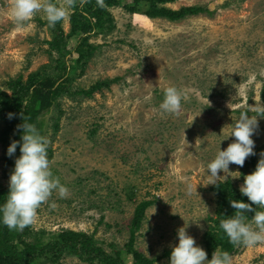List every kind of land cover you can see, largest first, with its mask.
I'll use <instances>...</instances> for the list:
<instances>
[{
	"label": "rangeland",
	"instance_id": "obj_1",
	"mask_svg": "<svg viewBox=\"0 0 264 264\" xmlns=\"http://www.w3.org/2000/svg\"><path fill=\"white\" fill-rule=\"evenodd\" d=\"M55 1L68 37L84 0ZM116 1L107 7L114 27L90 38L97 49L82 74L76 66L71 91L112 82L90 97L60 99L45 118L51 159L42 162L45 153L14 196L19 191L31 207L29 230L43 232V241L61 230L84 232L106 252L110 244L124 250L135 206L152 201L134 249L153 264H209L203 236L217 209L210 187L230 180L244 191L251 168L243 163L264 156V0L158 5L207 11L179 22L149 18L144 3L126 11ZM50 16L47 0H0L1 90L19 75L51 73ZM74 44L69 38L68 47ZM3 130L0 119L6 186L13 174L3 164ZM260 207L262 214L240 225L245 238L229 264H264V197ZM55 264L85 263L63 254Z\"/></svg>",
	"mask_w": 264,
	"mask_h": 264
},
{
	"label": "trees",
	"instance_id": "obj_2",
	"mask_svg": "<svg viewBox=\"0 0 264 264\" xmlns=\"http://www.w3.org/2000/svg\"><path fill=\"white\" fill-rule=\"evenodd\" d=\"M123 1L126 11L136 10L138 5L144 3L147 6L144 12L149 18L169 22H179L186 17L207 12L206 9L196 6L178 10L158 6L173 0ZM47 4L51 14L47 21L51 25V40L45 44L49 53L57 57L54 68H51V73L47 70L42 75L32 73L26 80L19 75L6 82L5 90L0 89V119L4 124V141L7 142L3 164L13 174L9 184L0 185V264H55L63 254L75 257L85 264H153V259L143 257L134 249L145 209L153 204L152 201H141L135 206L124 250L113 249L110 244L111 252H106L97 244L93 234L84 232L61 230L48 237V241H43V232L35 234L29 230L31 207L23 201L19 191L14 196V189L20 185L17 181L31 175L33 165L45 153L48 155L41 159L42 162L51 159V152L44 144L47 128L45 118L52 110L60 108V99L90 97L94 91L108 88L112 82L98 81L88 90L71 91L76 66H80L82 74L86 61L97 49L89 43L90 38L94 35H106L114 27L107 7H116L120 3L116 0H84L79 3L76 7L77 13L70 17L68 37L64 36L61 26L62 12L56 1L47 0ZM69 38L75 40L72 47H68ZM259 115L264 116V113ZM59 119L60 116L55 118L52 126L54 133L59 129ZM243 167L251 168L244 191L239 190L230 180L217 182L209 189L216 196L217 206L216 217L209 219L213 226L203 236L209 264H229V259L235 255L241 240L245 238V232L240 225L244 220L263 213L260 204L264 197V156L259 158L253 153L243 163ZM12 227L23 230L11 232ZM11 235L15 236L14 240ZM24 236L32 237L33 241L25 239ZM129 256L130 259H127Z\"/></svg>",
	"mask_w": 264,
	"mask_h": 264
}]
</instances>
